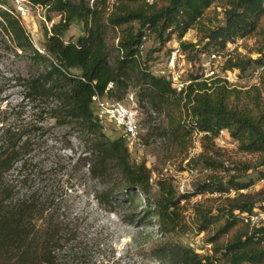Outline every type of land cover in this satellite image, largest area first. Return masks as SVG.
Returning a JSON list of instances; mask_svg holds the SVG:
<instances>
[{
  "label": "trees",
  "instance_id": "trees-1",
  "mask_svg": "<svg viewBox=\"0 0 264 264\" xmlns=\"http://www.w3.org/2000/svg\"><path fill=\"white\" fill-rule=\"evenodd\" d=\"M216 1L219 0H28L48 13L61 15L60 21L49 29L44 25L43 54L31 41L20 14L8 0H0V54L6 48L13 57L25 55L34 66L26 75L15 71L8 77L0 76V264H68L62 253L70 243L72 230L65 228L48 198L42 200L36 191L22 189L30 181L31 167L37 164L31 153L48 144V119L69 130L78 128L86 147L78 161L88 165L92 176L119 178L115 187L99 194L102 204L114 211L130 203L137 214L141 213L135 217L146 224L156 221L166 234L184 224L181 201L207 191L223 194L230 187L239 190L251 185V181L243 182L231 175L230 187H224L221 181L207 180L194 191L177 195L170 179H164L158 196L150 201L151 169L145 162L131 161L123 137L112 138L103 131L104 124L97 119L92 102L96 92L123 100L133 74L159 102L173 108L167 115L172 141L180 144L188 137L192 144L191 134L196 127L210 132L204 140H213L221 129L227 128L240 150L261 155L256 165L244 163L243 169H260V179L264 178V69L259 84L248 89L230 88L220 80L211 86L204 81L191 84L185 103L193 101L194 118L187 123L183 107L179 117L176 113L183 106L181 94L165 77L154 73V59L158 56L152 57L149 52L138 56L144 36L154 34L160 42L156 51L162 50L174 35L181 40L200 23L205 10ZM263 15L264 0H227L224 25L199 29L201 40H206L200 54L223 49L236 38L253 33ZM46 18L52 20L51 15ZM74 22L82 23L83 34L75 41H67L65 32ZM113 31L118 40L113 46L115 55H111L109 46ZM180 45L185 51L197 46L185 41ZM210 47L214 49L208 51ZM260 54L257 58H228L226 67L245 71L254 64L264 66V51ZM186 56L190 59L189 54ZM8 84L23 93L14 106L4 104ZM139 103L143 108L150 105L165 111L148 101ZM218 155L219 149L205 148L190 163L217 170L225 167ZM142 194L149 201L138 211ZM244 196L239 193L238 197L227 198L224 214L220 209L213 213V208L196 203L198 231L207 232L212 246L202 253L170 243L160 248V260L168 264H264V226L249 227L250 231L246 228L240 214L252 211L255 202L243 200ZM238 219L245 226L242 224L223 240Z\"/></svg>",
  "mask_w": 264,
  "mask_h": 264
},
{
  "label": "rangeland",
  "instance_id": "rangeland-1",
  "mask_svg": "<svg viewBox=\"0 0 264 264\" xmlns=\"http://www.w3.org/2000/svg\"><path fill=\"white\" fill-rule=\"evenodd\" d=\"M8 1L10 7L20 14L31 41L44 54V25L49 29L52 23L60 21L61 15L57 12L48 13L45 8L33 6L28 0ZM226 1L214 2L205 10L200 23L190 28L181 40L177 35H174V38L162 50L156 51L160 42L154 34L149 35L145 51L141 56H145L147 52L152 57L158 56L154 59L153 70L155 71L162 67L166 56L170 53L167 50L176 44H180L181 41L194 43L197 46L183 51L186 55H190V59L187 58L189 74H198V63L202 61L200 52L202 48H205L204 42L206 41L201 40L202 33L199 29L224 25ZM109 2L113 3L112 0ZM47 15H51V21L47 20ZM114 33L113 31L109 34V46L113 50L110 51L111 55L116 54V49L113 46L118 42L117 38H114ZM82 34V23L74 22L65 32L64 38L67 41H75ZM231 43V57H259L260 51H264V15L260 18L258 28L253 33L238 37ZM212 49L214 48L210 47L207 50ZM256 67L258 66L254 64L242 71L243 77L247 78V81L251 77V81H254V76L250 75ZM32 69L34 70V66L27 61L25 55L22 58L13 57L6 48L0 54V76L2 77H8L15 71L23 72L26 75ZM129 83L127 92L122 96L123 100L130 91H136L140 101H148L155 107L165 109L166 115H168L169 110L173 111V108L169 109L162 102H159L153 93L147 90L148 86L145 83L138 82L136 75H132ZM6 92L8 96L4 104L14 106L21 101L22 91L8 84ZM182 107L180 111L174 109L178 117L182 114ZM47 121L50 122V127L45 136L48 139V144L41 146L39 151L31 153L30 156L35 157L33 162H37V164L31 167V171H29L31 174L30 181L22 189L24 191H36L42 200L48 198L51 208L53 211L56 210L60 219L63 220L65 228L72 230L70 243L66 247V251L62 253V258L68 264H168L160 260V248L164 245L181 244L192 249L202 250V253L208 252L212 246L208 242L207 232L199 233L198 231L194 210L196 203L202 204L204 208L205 206L213 208V213H217V209H220L224 214L226 213L224 209L227 207L225 206L226 199L238 197L239 193H243L245 195L242 197L243 200L255 202L254 208L264 209V178L260 179V169L248 171L243 169L244 163L256 165L261 156L259 153H247L240 150L237 141L232 138L225 137L221 144L203 138L202 150L205 148L212 149V147L219 149L218 157L224 161L225 167L211 170L206 169L203 164H198V167L187 164L188 168H185L183 160L187 155L191 141L188 137H184L180 144L172 141V134L167 128L169 123L167 117L164 125L152 128L150 132L143 135L138 144L129 148L131 161L135 163L145 162L152 171L151 176L155 175L150 201L158 196L159 184L164 179H170L177 195L185 194L181 188L182 184L192 186L194 191L198 184L201 185L207 180L221 181L224 187H230L231 175H236L243 182L251 181V185L239 190L230 187L223 194L207 191L193 196L189 200L181 201L184 224L176 231L166 234L160 230L156 221L146 224L141 222L139 217H135L141 213L137 214L130 203L118 206L114 211L102 204L98 199L99 194L115 187L119 178L116 179L115 176H111L103 179L92 176L88 172V165L84 161H78L79 157L84 155L86 148L78 128L72 127L69 130L56 125L53 119ZM103 131L112 138L121 137V132L112 123H104ZM162 135H167V141L158 144L157 139ZM140 197L142 204L139 205L138 211L142 210L149 201L144 194ZM242 224L238 219L223 240L231 237ZM261 226L264 224L259 227ZM249 227L246 225L248 230ZM257 227L254 226L253 228Z\"/></svg>",
  "mask_w": 264,
  "mask_h": 264
},
{
  "label": "built area",
  "instance_id": "built-area-1",
  "mask_svg": "<svg viewBox=\"0 0 264 264\" xmlns=\"http://www.w3.org/2000/svg\"><path fill=\"white\" fill-rule=\"evenodd\" d=\"M115 0H112L114 2ZM147 36L143 37V41L139 47V55H141L146 48ZM231 45L229 42L225 48L212 50L208 53H201L202 61L198 63L199 73L194 74L198 78H194L187 69L188 60L185 52L180 44L174 45L161 68L155 70L154 73L158 76L165 77L173 87V89L181 94L183 98V112L184 121L190 123L193 120V112L191 103H185L189 96V86L197 81H204L208 86H211L214 81L220 80L221 83L228 87H236L240 89H248L253 85L259 84L260 74L264 66L256 67L251 71L250 76H254V81H247L243 77L240 69L227 68L226 62L231 57ZM41 50V49H40ZM43 52V50H41ZM251 81V82H250ZM250 82V83H249ZM112 84L109 85L111 87ZM108 87V88H109ZM193 95L191 94V97ZM92 102L95 114L100 123H112L116 129L121 132V137L125 139L129 148L138 144L145 133L150 132L154 127H160L167 121L165 111H160L153 106L147 105L143 108L139 103V98L136 91H130L124 100H116L108 96H102L99 93L92 95ZM205 135H210L209 131L194 128L191 134L192 144L188 150V156L183 160L184 165L190 163V159L196 157L202 152V142ZM226 138H232L230 131L227 128L221 129L213 138L214 142L221 144ZM167 135H162L157 139V143H165ZM168 170V168H166ZM192 170V169H191ZM154 173V172H153ZM155 175L150 177V182L153 184ZM182 191L189 193L193 191L192 186L182 184ZM243 222L250 226H260L264 224V209L254 208V211L243 212L240 214ZM264 241V239H263Z\"/></svg>",
  "mask_w": 264,
  "mask_h": 264
}]
</instances>
